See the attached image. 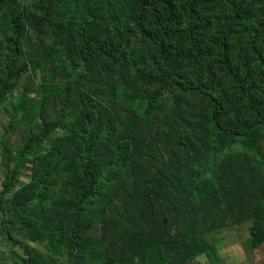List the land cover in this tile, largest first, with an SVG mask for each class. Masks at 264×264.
I'll return each instance as SVG.
<instances>
[{"label": "trees", "instance_id": "trees-1", "mask_svg": "<svg viewBox=\"0 0 264 264\" xmlns=\"http://www.w3.org/2000/svg\"><path fill=\"white\" fill-rule=\"evenodd\" d=\"M0 108L15 264L213 263L243 223L264 246V0H0ZM59 132L77 163L42 154Z\"/></svg>", "mask_w": 264, "mask_h": 264}, {"label": "rangeland", "instance_id": "rangeland-1", "mask_svg": "<svg viewBox=\"0 0 264 264\" xmlns=\"http://www.w3.org/2000/svg\"><path fill=\"white\" fill-rule=\"evenodd\" d=\"M25 2L27 3L28 0H25ZM8 121L7 114L0 108V133L8 124ZM5 132L8 133V131ZM69 138H72V141H76L69 133H57L51 145L44 148L42 154H47L48 152L54 153L57 148L62 147L64 153H67L74 160V163H77L79 157L75 147L71 143L72 141H69ZM3 156L2 147L0 146V183L5 175V169L2 166ZM33 166L34 164L32 163L31 158L28 157V160L24 162L22 169H20V176L16 181V186L20 187L31 182V175L33 174L31 168H34ZM249 226L250 223L230 225L210 233L208 235L209 238L217 244L218 257L213 256V263H211L206 254H201L197 257L196 262L199 264H264V246L262 245L258 248L251 247L249 242ZM24 242H27L41 252H45L42 243H36L29 240H24ZM13 252L21 254L23 257L27 256L22 254L23 250L20 248L19 244H14L12 247L10 242L0 234V264L21 263L20 260L17 261ZM54 260V264H65L64 258L59 257Z\"/></svg>", "mask_w": 264, "mask_h": 264}]
</instances>
